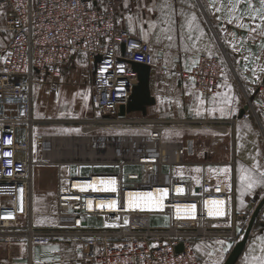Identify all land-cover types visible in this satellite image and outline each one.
Returning a JSON list of instances; mask_svg holds the SVG:
<instances>
[{
	"label": "built area",
	"instance_id": "1",
	"mask_svg": "<svg viewBox=\"0 0 264 264\" xmlns=\"http://www.w3.org/2000/svg\"><path fill=\"white\" fill-rule=\"evenodd\" d=\"M0 1L7 7L2 30L10 35L0 51V101L29 98L36 83L56 89L61 64L73 54H84L92 67L90 103L97 112L92 121L105 127L144 122L129 117V113H119L138 83L130 62L154 66L163 74L167 68L153 61L146 42L117 29L113 0ZM179 72L193 81L201 95L209 96L222 71L218 59L200 57L190 70ZM255 87L264 100V74ZM31 126L29 117L0 112V243L8 245L18 239H25L29 245L78 241L82 258L91 264H203L192 243L234 240L237 224L247 218L235 211L230 203L233 191H227L223 183L204 175L198 184L179 178L173 167L182 164L183 144L163 141L161 129L152 126L143 134L100 137L113 152L92 160V164L110 169L60 175L58 224L34 227L32 168L40 162L32 154L34 148L44 146L45 136H33ZM221 131L226 133L227 129ZM96 176L113 178L115 190H80L73 185L90 182ZM151 189L165 190L161 209L127 208L128 193ZM100 197L114 199L115 207L99 208L95 203ZM210 200L223 202L218 206L222 215H208ZM193 204L195 218L176 216L177 205ZM153 215L165 216L167 223L152 226ZM91 217L103 224L90 225Z\"/></svg>",
	"mask_w": 264,
	"mask_h": 264
},
{
	"label": "crops",
	"instance_id": "2",
	"mask_svg": "<svg viewBox=\"0 0 264 264\" xmlns=\"http://www.w3.org/2000/svg\"><path fill=\"white\" fill-rule=\"evenodd\" d=\"M154 2L161 4L164 0H113L117 29L126 30L146 42L153 61L167 68V73L163 74L154 66L150 67L149 91L154 104L146 108L145 115L129 113V117L142 119L143 123L105 127L92 121L97 116L90 103L92 67L86 55L77 53L61 64V78L56 89L49 90L45 88L47 85L36 83L29 98L1 100L0 112L10 117H29L32 135L45 136L44 146L33 149V159L40 162L33 168H47L53 181L44 201L35 207L32 204L31 220L37 228L58 224L56 193L61 182L58 177L95 171V167L102 166L92 164V160L113 152L100 137L143 134L149 127H159L163 141L179 142L185 149L182 164L173 167L174 173L194 184L200 182L202 175L223 183L227 191H233L230 203L235 211L247 216L237 224L234 240L192 243L203 264H223L234 245L244 238L251 215L264 198V185L261 184L241 195V170L247 169L257 176L264 171V100L255 89L256 82L264 74L261 70L264 68V48L261 47L264 36L259 34L260 29L250 31L261 22L259 18L252 20L244 15L229 24L222 8L228 0H217L214 6L210 0H167L175 21L170 33L174 39L168 41L165 39L167 33L161 31L168 28V24L161 23L162 13L159 9L149 11ZM254 3L259 7V0ZM238 7L236 16L247 10L243 2ZM217 8L221 11L217 12ZM167 12L165 8L164 13ZM181 12L187 19L180 16ZM193 15L197 19L189 32L187 20ZM149 23L156 24V28H150ZM240 23L247 27L239 28ZM1 24L4 20L0 15ZM7 35L0 30V51L10 37L9 33ZM157 37H160L159 42ZM200 57H214L221 65L217 87L209 96L201 95L193 81L181 77L179 72L191 69ZM226 93L233 98L231 104H225ZM247 104L248 108L240 115ZM83 107L90 111L84 114ZM67 108L72 110L69 115H66ZM221 108L225 109L223 114ZM197 110L200 115L196 114ZM44 124L54 126L53 130L40 131L38 126ZM222 128L227 132L223 133ZM167 132L174 133L173 139H164ZM182 166L196 167V173L182 176ZM208 166L214 168L211 174L207 173ZM88 168L82 173V169ZM224 168L229 171L224 173ZM262 238L264 203L234 264H259L256 258L264 256ZM81 253L82 245L78 241L62 239L29 245L25 239H18L8 245L0 243V264H91Z\"/></svg>",
	"mask_w": 264,
	"mask_h": 264
},
{
	"label": "snow or ice",
	"instance_id": "3",
	"mask_svg": "<svg viewBox=\"0 0 264 264\" xmlns=\"http://www.w3.org/2000/svg\"><path fill=\"white\" fill-rule=\"evenodd\" d=\"M210 2L213 4V6L217 3V0H210ZM243 2V4L247 5V10L244 12H241L240 16H236L235 13L237 11H239V5H241V3ZM167 8L168 12L165 14L164 13V9ZM222 8H224V10L226 11L227 14V22L229 24L233 23L234 20H239L241 19L242 16L247 15L250 19L252 20H256L257 18L260 19L259 24H256L254 28L250 29V31H256V29H260V35L264 36V0H259V7L255 6L254 0H228L227 5H222ZM157 9L160 10V12L162 13L161 16V23H166L168 24V28L166 29H161L162 32L167 33L165 36V39H167L168 41H172L174 39L173 35H171L170 33L172 32V25L175 23V21H173L172 16H173V12L171 9V4H169L167 2V0H164V3L161 4H157V3H153V7L149 8V11H156ZM217 12L221 11V8H217L216 9ZM180 16L185 17L187 19V17L185 16L184 12L180 13ZM131 19V18H129ZM197 17L195 15L191 16V19L187 20V26L189 28V32H191L192 28H193V22L196 21ZM149 27L150 28H156V24L154 23H149ZM181 27H183V25H181ZM197 30H199V26L197 25ZM239 28H245L247 27V25L240 23L238 24ZM146 35V34H145ZM201 35H203V32L201 31ZM234 35V34H233ZM190 38V37H189ZM160 37H157V42H159ZM262 48H264V45H261ZM195 63V62H194ZM190 70V69H188ZM262 71H264V68L261 69ZM229 91H231V88H229ZM232 97L228 96L227 93L225 94L224 97V101L225 104H231L232 102ZM203 103V101H201V104ZM213 111H215V109H213ZM221 113L223 114L225 109L221 108L220 109ZM197 115H200V111L197 110L196 111ZM78 131V130H77ZM9 143H11V141H9ZM7 155H11L10 153H7ZM197 171H199V169H197ZM211 171V170H210ZM229 171L228 168H224L223 172L227 173ZM243 175L241 176V180H242V184H241V195H245V193H249L251 192V190L253 188H255L258 184L264 185V171L259 172V175H254L251 171L247 170V169H242L241 170ZM10 174V173H9ZM102 184L104 183V181L101 182ZM108 183L110 184H114L115 181H109ZM115 190V189H112ZM137 197H139L141 194H135ZM143 197L145 198V200L147 201V206L149 208H160L161 205L158 202V199L153 197L151 193H147V194H142ZM163 195H166V193L162 192V195L159 199L163 198ZM243 203V201H241ZM213 205H216L217 207L215 208V212L217 215H222L223 213L220 211L219 209V205L222 204L223 202L221 201H212L209 202ZM133 204H135V200L133 201ZM195 205H190L189 208L192 210V212L189 214L192 216V218H195L194 216V212H195ZM213 209H209V214H212ZM262 240H264V238H262ZM219 243L223 244V241H219ZM230 247V245H229ZM55 251V249H54ZM261 251L264 252V247L261 248ZM259 260V264H264V256L256 258Z\"/></svg>",
	"mask_w": 264,
	"mask_h": 264
},
{
	"label": "water",
	"instance_id": "4",
	"mask_svg": "<svg viewBox=\"0 0 264 264\" xmlns=\"http://www.w3.org/2000/svg\"><path fill=\"white\" fill-rule=\"evenodd\" d=\"M121 52L123 51V45H121ZM99 60V56L95 58V63ZM131 69L137 74L138 83L133 87L131 95L129 97V101L126 105V107H120V115H123L126 113H132V112H140L142 115L146 114V108L152 104H154V98L150 95L149 91V76H150V66L146 64H140L135 62H130ZM247 104L240 112V115L244 113V111L248 108ZM264 203V198L260 201L257 208L253 212L250 218V222L248 224V227L246 229L244 238L237 242L234 247L232 248L231 252L229 253L228 257L226 258L225 262L223 264H234L237 260V257L239 256L245 240L247 238V235L250 231L251 225L261 208V206ZM177 249H180V245L177 247Z\"/></svg>",
	"mask_w": 264,
	"mask_h": 264
},
{
	"label": "rangeland",
	"instance_id": "5",
	"mask_svg": "<svg viewBox=\"0 0 264 264\" xmlns=\"http://www.w3.org/2000/svg\"><path fill=\"white\" fill-rule=\"evenodd\" d=\"M6 9H7V7H6L5 2L0 1V15L3 17V20H4V15H5ZM1 25H3V24H1ZM0 30H2V29H0ZM2 32L4 33V35H7L8 34V33H6L3 30H2ZM40 84L46 85L44 83H40ZM45 88H47L49 90L51 89L49 86L48 87H45ZM66 111H67L66 112V115H69V113L72 112V110H69L68 108L66 109ZM88 111H90V108L83 107L84 114L88 113ZM38 127L40 128V131L47 132V131L53 130V127L54 126H49V124H44L43 126H38ZM114 127H118V126H114ZM173 134H174L173 132H167L166 134H164V139H173ZM163 168H164V170H166V167L165 166ZM109 169L110 168H103V167H95L94 168L95 171L109 170ZM131 169L133 170L134 168H131ZM212 169H214V168H210L208 166L207 167V173L208 174H211ZM88 170H89V168L87 170L86 169H82V173H86ZM125 170H128V169H125ZM181 172H182V174H181L182 176L194 174V173H196V167H192V168L189 167L188 168L186 166H182ZM51 180L53 181V178ZM51 180L49 178L48 169L47 168H44V167H34L32 169V181H33L32 204H33V207H35L38 203H41V202L44 201L45 194L47 195L48 192H49V189L51 188L50 187L51 186ZM88 222H89L90 225H101V224H103L101 219L92 218V217L88 219ZM166 223H167V218L165 216H161L160 217V216H154L153 215V216L150 217V224L152 226H163ZM199 252H200V250H199Z\"/></svg>",
	"mask_w": 264,
	"mask_h": 264
},
{
	"label": "bare ground",
	"instance_id": "6",
	"mask_svg": "<svg viewBox=\"0 0 264 264\" xmlns=\"http://www.w3.org/2000/svg\"><path fill=\"white\" fill-rule=\"evenodd\" d=\"M104 181L102 184L101 182ZM109 181H115L113 178H102V176H96L95 178L91 179L90 182H75L73 185L75 188L80 189V190H95L99 192H105V191H113L112 189H115V183L110 184L108 183ZM162 192L165 193V190L162 189H151L148 191H141V192H132L128 193L126 195V205L128 209H143L145 211H157L162 208V199H159L162 195ZM151 193L153 197L158 199V202L160 203L161 207L160 208H149L147 206V201L143 197L142 194H147ZM135 194H141L139 197H137ZM165 195H163L164 197ZM135 200V204H133V201ZM212 201H219V200H210ZM96 206L99 208H113L115 207V200L114 199H108L106 200L105 198H98L96 200ZM89 205V204H88ZM190 205L187 206H176V216H183V217H192L189 215L192 210L189 208ZM216 205L208 203V215L209 214V209H213L212 211V216H218L215 212ZM220 211L222 212V208L219 207ZM210 215V216H211Z\"/></svg>",
	"mask_w": 264,
	"mask_h": 264
}]
</instances>
